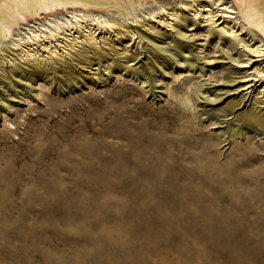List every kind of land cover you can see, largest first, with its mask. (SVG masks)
<instances>
[{"label":"rangeland","instance_id":"1","mask_svg":"<svg viewBox=\"0 0 264 264\" xmlns=\"http://www.w3.org/2000/svg\"><path fill=\"white\" fill-rule=\"evenodd\" d=\"M202 21L159 60L145 42L129 64L136 42L114 40L92 68L66 57L39 78L0 79V264H264V135L236 116L264 107L224 83L226 47ZM166 35L176 29L156 46ZM171 50L176 61L163 60ZM140 63L154 70L143 86ZM185 85L195 90L182 115ZM228 100L241 102L227 112ZM231 125L242 134L222 133ZM141 199L160 202L162 223L138 212Z\"/></svg>","mask_w":264,"mask_h":264},{"label":"bare ground","instance_id":"2","mask_svg":"<svg viewBox=\"0 0 264 264\" xmlns=\"http://www.w3.org/2000/svg\"><path fill=\"white\" fill-rule=\"evenodd\" d=\"M200 18L206 21L205 24L210 29H216V36L222 38L223 45L226 47L223 50L224 46H218L223 53L222 57L229 59V67L222 76L224 83H233L235 90L240 88L241 91L246 90V93L255 92L254 94L259 96V100L255 98L256 105L260 104L264 107V0H0V79L6 75L8 78L7 72L17 73L16 76L18 74L19 76L26 75V78L29 76L38 77L47 69L49 62L54 63L55 66L66 57L74 60L78 65L86 63L84 66H91L100 61L97 59L93 62L92 55L97 53V47H100L101 44H108L109 49H112L114 40L136 42L134 52L127 56L129 64H132V61L136 60L141 53L138 51L137 45L141 43L142 49L145 42L150 43V46L147 47V50L146 47L143 49L152 53V56H149L157 60L156 53L159 49L164 51L172 49V47L183 49L184 44L180 40L181 37L178 38L181 35L180 29L202 21ZM173 28L176 29L177 35L172 37L166 35L169 38L167 47L156 46L158 41L155 44L154 39L160 38V35ZM170 54L171 57L163 60L176 61L175 53L172 51ZM191 62L189 61V63ZM22 64L28 65L31 69L23 68ZM152 66V63L148 66L140 63L139 69L136 71L138 73L136 78L139 77L141 79L139 82H142L140 86L145 83L143 81L146 74L149 76L154 71ZM72 73L65 72L59 81L67 84L74 78L73 74L75 73ZM194 90L192 85H185V88L180 90L178 102L182 106L180 111L182 115H185V109L191 108L190 101ZM232 90L234 91L233 87ZM172 95L175 96V94ZM216 96L218 98L219 95ZM235 100L225 102L223 110L231 112V109L233 110L241 102V100ZM236 116L241 123L257 129L264 135V113L256 111L255 106L246 107ZM215 122L213 121L211 124L213 125ZM10 127H14V125L11 124ZM224 132H227L226 136L242 134L239 127H232V125L231 128L222 131V133ZM204 133L199 130V135ZM262 146H264V141H262ZM151 193L152 198L157 199V191L151 190ZM145 194L146 192L142 196ZM147 199L145 197L144 200ZM144 200L141 199L143 202H138V212L162 223L160 217L164 214V210L160 202L150 206Z\"/></svg>","mask_w":264,"mask_h":264}]
</instances>
